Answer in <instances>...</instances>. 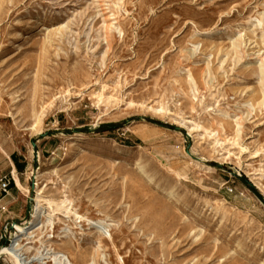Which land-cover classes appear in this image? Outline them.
Segmentation results:
<instances>
[{
	"label": "rangeland",
	"instance_id": "rangeland-1",
	"mask_svg": "<svg viewBox=\"0 0 264 264\" xmlns=\"http://www.w3.org/2000/svg\"><path fill=\"white\" fill-rule=\"evenodd\" d=\"M4 176L31 264H264V0H0Z\"/></svg>",
	"mask_w": 264,
	"mask_h": 264
},
{
	"label": "bare ground",
	"instance_id": "bare-ground-1",
	"mask_svg": "<svg viewBox=\"0 0 264 264\" xmlns=\"http://www.w3.org/2000/svg\"><path fill=\"white\" fill-rule=\"evenodd\" d=\"M203 34L210 36L211 32L206 31V32H203ZM235 47L238 48L237 45H235ZM36 117H38V116H36ZM43 121L44 120H43L42 116L38 117L37 123L35 124L36 126L34 127V131L37 130V128L39 126L41 127V123ZM39 133H41V132H39ZM190 134H191V131H190ZM142 171L145 172L144 170H142ZM41 177H42V175L39 172L36 173V180H39ZM17 183H18L19 187L23 190V186L20 184L18 178H17ZM36 195H37V197L35 199V204L33 205V211H32V215H31L30 220H28L23 225H21V224L13 225V230L15 233L13 235V238L10 241V243H11L10 246L3 247L0 250V257L5 256L12 264H31V263H33V262H31V260L28 261V259L25 257L24 252L28 253L31 249L28 248V249L24 250V248H25L24 243L28 240H32V239L36 238V233L38 231H40L41 229L43 230L45 228V226H49V225L54 226V223L51 220L52 216L46 215V207H45L47 205L51 206L52 202L50 200H46L43 198L44 197L43 196L44 195V189L41 188L39 184H36ZM44 218H46L45 221H43ZM78 219H83V217L78 216ZM89 223L94 228L100 227V225L102 224L101 221H94V222H89ZM43 231H41V232H43ZM52 237L53 236H50V238H52ZM39 243H43V242L40 241ZM28 244H30V243H28ZM38 254H40V253H38ZM50 259L53 260L54 264H72L69 257H67L66 255H60L58 253L55 254V256L53 258H50Z\"/></svg>",
	"mask_w": 264,
	"mask_h": 264
},
{
	"label": "built area",
	"instance_id": "built-area-1",
	"mask_svg": "<svg viewBox=\"0 0 264 264\" xmlns=\"http://www.w3.org/2000/svg\"><path fill=\"white\" fill-rule=\"evenodd\" d=\"M11 188V178L9 176H4L0 178V196L2 199L10 194Z\"/></svg>",
	"mask_w": 264,
	"mask_h": 264
},
{
	"label": "crops",
	"instance_id": "crops-1",
	"mask_svg": "<svg viewBox=\"0 0 264 264\" xmlns=\"http://www.w3.org/2000/svg\"><path fill=\"white\" fill-rule=\"evenodd\" d=\"M9 196H10V194L7 196V197H5L3 200H2V202L4 203V205H8L9 207H10V205L13 203L11 200L13 199L14 201L16 200V199H14V197H10L11 199H8L9 198ZM8 199V200H7ZM7 200V201H6ZM11 201V202H10Z\"/></svg>",
	"mask_w": 264,
	"mask_h": 264
},
{
	"label": "trees",
	"instance_id": "trees-1",
	"mask_svg": "<svg viewBox=\"0 0 264 264\" xmlns=\"http://www.w3.org/2000/svg\"><path fill=\"white\" fill-rule=\"evenodd\" d=\"M12 160L14 163H16V157L15 156H13Z\"/></svg>",
	"mask_w": 264,
	"mask_h": 264
}]
</instances>
